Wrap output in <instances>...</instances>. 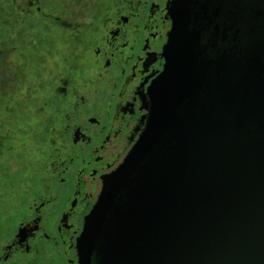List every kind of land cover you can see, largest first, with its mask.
<instances>
[{
	"label": "water",
	"instance_id": "obj_1",
	"mask_svg": "<svg viewBox=\"0 0 264 264\" xmlns=\"http://www.w3.org/2000/svg\"><path fill=\"white\" fill-rule=\"evenodd\" d=\"M145 131L79 264H264V0H171Z\"/></svg>",
	"mask_w": 264,
	"mask_h": 264
},
{
	"label": "rangeland",
	"instance_id": "obj_2",
	"mask_svg": "<svg viewBox=\"0 0 264 264\" xmlns=\"http://www.w3.org/2000/svg\"><path fill=\"white\" fill-rule=\"evenodd\" d=\"M142 2L144 0H0V213L5 214L3 218L0 215V241L10 238V231H15L16 223L32 205H27L25 198L39 199L45 178H48L46 185L53 182L57 188L55 202L48 208L52 212L47 224L49 232L56 235L54 221L68 190L67 185L61 183V177L68 182L71 171L60 176L61 163L51 158L62 153L59 151L60 131L70 103L68 99L73 89L80 87L89 75L92 69L89 58L95 60L94 49L105 36L112 16L130 7L138 9ZM118 74L119 66L103 81L108 85L103 93H81L86 98L79 112L82 125L89 126L90 117H105ZM11 115L13 119H7ZM9 123L12 134L11 130L7 131ZM93 133L98 131L95 129ZM25 158L27 168H22ZM6 159L8 164L13 163V168L1 164V161L6 164ZM42 243L49 255L56 252L51 241L38 242ZM9 264L43 263L20 256Z\"/></svg>",
	"mask_w": 264,
	"mask_h": 264
},
{
	"label": "flooded vegetation",
	"instance_id": "obj_3",
	"mask_svg": "<svg viewBox=\"0 0 264 264\" xmlns=\"http://www.w3.org/2000/svg\"><path fill=\"white\" fill-rule=\"evenodd\" d=\"M170 1L144 0L138 9L130 7L112 16L105 36L94 49L95 60L89 58L92 68L89 75L80 87L78 85L73 89L68 99L70 103L60 131L59 151L62 153L51 158L61 163L60 176L71 171L68 182L61 177V183L66 184L68 190L54 221L56 235L49 232L47 224L52 212L48 208L55 202L57 188L53 182L46 185L45 179L48 178H45L39 199L31 202L26 195L24 200L27 205L32 204L28 207L32 212L27 209L16 223L15 231H10V238L0 241V264H9L14 257L20 256L43 264H79L77 241L83 232L86 217L100 196L104 178L124 162L148 124L151 107L149 89L164 70L163 52L172 29L168 14ZM118 66V83L110 93L105 117H90L89 126L82 125L79 112L86 98L81 93H103L108 86L103 81ZM46 83H49L48 80ZM75 99L78 100L74 102ZM7 119L12 120V115ZM10 123L7 131L11 130ZM93 128L98 133L94 134ZM10 132L12 134V130ZM85 151L86 155L81 156ZM22 161L24 168L28 161L26 158ZM5 163L1 161V164L13 168V163L8 164L7 159ZM0 215L3 218L5 214L1 212ZM39 241H51L56 252L49 255L44 250L45 243L38 244Z\"/></svg>",
	"mask_w": 264,
	"mask_h": 264
}]
</instances>
